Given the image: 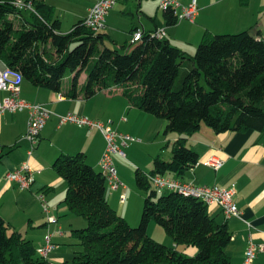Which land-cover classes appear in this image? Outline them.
<instances>
[{"label": "trees", "instance_id": "16d2710c", "mask_svg": "<svg viewBox=\"0 0 264 264\" xmlns=\"http://www.w3.org/2000/svg\"><path fill=\"white\" fill-rule=\"evenodd\" d=\"M15 1L0 0V62L12 73L68 99L119 92L131 107L167 121L165 136H182L172 146L171 160L156 157L150 174L136 170L145 199L137 227L111 207L107 182L85 154L55 161L54 170L67 183L65 204L87 222L73 230L81 251L71 264H233L226 252L232 241L227 224L212 217L199 199L158 193L148 176L182 177L195 167L199 155L188 138L202 127L218 135L264 134L263 39L249 31L206 33L190 55L167 38L155 37L154 30L118 49L107 45L115 43L107 34L87 28L85 20L61 33V22L46 0H32L37 15L17 11ZM163 13L168 27L178 24L172 11ZM152 222L164 228L173 247L148 235ZM8 231L0 216V264H49L37 256L31 241Z\"/></svg>", "mask_w": 264, "mask_h": 264}, {"label": "crops", "instance_id": "0c3cea01", "mask_svg": "<svg viewBox=\"0 0 264 264\" xmlns=\"http://www.w3.org/2000/svg\"><path fill=\"white\" fill-rule=\"evenodd\" d=\"M98 1L92 0L84 19ZM136 1L139 24L133 25L132 30L126 35L115 30L118 27H113L111 14L114 9L107 16L103 33L107 34L110 40L115 42L114 44H118L119 39L116 36H130L127 38H129L128 43L131 44L133 33L139 28L144 32L165 29L166 38L171 44L190 55L198 48L206 33L225 35L249 31L264 41V0H179L185 5L196 1L199 14L194 23L181 22L172 27H168L163 12V18L160 20L158 9L150 8L148 3L151 0ZM129 2L130 0H124L126 8L121 15L134 16ZM120 18L118 14V20ZM84 81L85 79L81 78L80 84ZM21 82V98L32 104L46 106L52 116L42 130L39 144L32 156L28 155L31 145L24 140L28 112L7 113L0 117V216L8 224L9 234L12 232L22 234L33 243L36 252L43 245L45 236L48 233L54 234L56 249L50 257V262L71 264L77 255L73 258L65 254L59 256L58 248L64 245L67 233L63 231L64 234L61 236L58 230L62 226L61 223L64 226L68 224L72 228L71 240L68 244L76 247L78 240L72 236L73 230L85 228L87 222L85 219L81 221L72 216L69 218L70 213L74 217L78 216L74 215L64 202L67 183L58 176L53 164L62 155L74 156L83 153L87 163L101 172L99 163L106 149V142L98 131L79 128L73 124L61 126L58 116L72 113L107 122L113 129L137 140L128 148L133 149L130 151L131 155L137 150L135 159L130 162L128 172L121 166L118 167L119 170L117 168L126 189L114 192L108 187L109 190H106L111 207L133 227L140 223V215H133L132 209L127 206L128 199L121 203V196L123 194L128 196L129 193L135 204L140 202L139 198L144 199L134 185L136 170L140 169L150 174L156 157L161 156L164 160H171L172 146L182 136L175 133L165 136L167 121L131 107L119 92L111 94L109 91H103L91 99L83 97L61 99V94L37 88L24 80ZM7 95L6 92H0V102ZM188 145L199 155V163L182 177L177 175H168V177L178 178L196 186L221 188L236 186L235 200L241 211L240 218L226 219L218 207H211L209 210L212 217L219 223H226L229 228L232 241L226 252L233 264H244L245 252L250 240L264 246V134L250 131L218 135L210 128L202 127L198 133L188 138ZM138 152L142 157L136 159ZM214 156L224 162L219 171H214L205 165L206 161ZM115 157L121 156H114V162L118 159ZM24 163H28L33 172L34 182L30 190H21L16 184L9 183L6 178L10 172ZM40 194L46 196L50 208L49 215L55 217L56 223L48 222V215L38 199ZM61 215L66 218L61 220ZM193 251L189 250L191 253ZM253 264H264V250L257 254Z\"/></svg>", "mask_w": 264, "mask_h": 264}, {"label": "built area", "instance_id": "2783aa9c", "mask_svg": "<svg viewBox=\"0 0 264 264\" xmlns=\"http://www.w3.org/2000/svg\"><path fill=\"white\" fill-rule=\"evenodd\" d=\"M118 0H99L88 12L85 20L87 28L95 33L103 32L106 28V18L115 8ZM14 8L23 13L37 15L36 9L32 0H16ZM159 8L162 11H172L177 18L178 23L189 21L194 23L199 14V8L196 1L189 4H182L179 0H159ZM142 28L137 29L132 36L131 44H135L142 40L144 36ZM154 36L163 39L167 37L165 29H159L154 32ZM22 78L18 74L12 73L2 62H0V92H6L8 95L0 102V117L10 113L28 112L27 130L24 140L30 143L31 148L28 152L32 156L33 152L39 144V136L46 126L52 113L44 105L32 104L21 98ZM63 96H61V99ZM59 124H73L79 128H85L90 131H98L102 134L106 142V149L100 160V170L107 182V186L114 192L124 191L126 186L118 175V170L114 162V155H119L126 158L125 150L129 148L137 140L130 135L119 133L112 129L110 123H105L99 120L68 113L58 116ZM224 162L214 156L208 159L206 166L214 171H219ZM7 181L16 184L21 190H30L34 182L33 172L28 163H24L15 171L7 175ZM153 188L158 193L163 192H178L185 197H193L203 201L210 208L218 207L222 210L226 219L240 218L241 211L235 200L237 188L232 185L229 188H221L220 186H196L192 183L182 181L178 178L156 175L148 176ZM38 199L43 207L44 212L48 215V222L56 223L55 217L49 215V205L44 194H40ZM126 202V195L121 196V203ZM58 234L63 236L61 228ZM54 234L48 233L44 238L43 245L37 250V256L49 264L50 257L56 249V244L53 241ZM264 250V246L255 244L252 240L249 241L245 252L244 264H253L260 251Z\"/></svg>", "mask_w": 264, "mask_h": 264}, {"label": "rangeland", "instance_id": "374dc122", "mask_svg": "<svg viewBox=\"0 0 264 264\" xmlns=\"http://www.w3.org/2000/svg\"><path fill=\"white\" fill-rule=\"evenodd\" d=\"M46 1L49 5L54 7L55 17L61 22L60 32L63 34L70 33L73 26L76 25L80 20L84 19L85 15L87 13V9L91 6L90 3H92V0H46ZM148 4H149L150 8L158 9L159 19L161 20L163 18L162 17L163 11L158 7L159 6V0H157V1L151 0ZM116 5H117V6H115L116 8H114V11L111 14V16H112L111 21H113V27H118L117 29L115 28V30H117L119 33L126 35L127 33H129L132 30L133 25L139 24L138 2L136 0H130V2H129V6H131V8L133 9L132 14H134V16L128 15V14L121 15L122 12L125 11V8H126L124 6L125 5L124 0H118ZM118 14L121 17L120 20H118ZM183 22L190 23L189 21H183ZM179 23H181V22H179ZM116 37H117V39H119V40H117L118 44H112V43L108 42L107 45L109 47L120 49L122 46L125 45L126 42L129 41V38H130V36H127L129 38L123 37V36H119L120 38L118 36H116ZM182 41L184 42L185 40H182ZM196 51H197V48L192 53V55H194L196 53ZM85 77H86V74L84 73L82 75V80H83V78L85 79ZM21 84H22V82H21ZM21 84H20V87H21ZM131 150H133V149L127 148L125 150L126 158L115 157V158H118L115 161V165L117 168L119 166H121V167L125 168L124 171L128 172L129 166H131L130 162H132L133 159H135V153H137V150H135V151H133V154L131 155L130 154ZM114 156H116V155H114ZM139 157L140 158L142 157L140 152H138V157H136V159ZM118 170H119V168H118ZM134 185L137 187L136 178L134 180ZM128 188H129V186H128ZM107 190H109L108 186H107ZM127 192H129V191L127 190ZM163 193H165V192H163ZM141 194L143 195L142 192H141ZM127 195L128 196H126V200L128 199V202H127L128 208L130 207L132 209L133 215L139 214L140 219H141L145 199L141 200V198H139L140 202L135 204L134 201H132V198H130L129 193ZM130 199H131V202H130ZM65 208L67 210V206ZM71 216H72V218H78V220H81V221L84 220L80 217H74L70 213L69 218H71ZM60 217H61V220H64L66 218V216H64V215H61ZM151 224H152V226H149L148 235L163 245H166L170 248L173 247L174 242L167 235L164 228L155 222H152ZM61 225H62L61 229H63L62 231H65L67 233V240L64 242V245H61L58 248V249H60L58 251V254H59V256L62 254L69 255V256H72V258H73L75 255H77L76 253L81 251V247H78L77 245H76V247H74V246L72 247L68 244L71 240L70 232H71L72 228H70V226L68 224L66 226H64V224L61 223ZM138 225H139V223H138ZM179 250H182L181 246L179 247Z\"/></svg>", "mask_w": 264, "mask_h": 264}]
</instances>
